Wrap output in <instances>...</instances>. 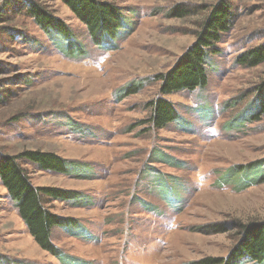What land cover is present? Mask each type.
I'll use <instances>...</instances> for the list:
<instances>
[{
  "label": "rangeland",
  "instance_id": "374dc122",
  "mask_svg": "<svg viewBox=\"0 0 264 264\" xmlns=\"http://www.w3.org/2000/svg\"><path fill=\"white\" fill-rule=\"evenodd\" d=\"M97 1L122 16L104 47L60 0H0L1 155L67 161L63 176L18 160L34 187L74 191L87 202L43 203L82 228L79 236L52 228L63 264L230 258L241 226L264 221V182L255 173L264 161V114L256 116L264 62H237L264 42V0ZM31 5L67 26L82 59L56 50L28 15ZM219 5L231 8L230 28L216 54L205 53L207 86L162 95L156 77L175 69ZM159 98L178 115L155 130L143 123ZM0 264H60L33 240L1 183Z\"/></svg>",
  "mask_w": 264,
  "mask_h": 264
},
{
  "label": "trees",
  "instance_id": "16d2710c",
  "mask_svg": "<svg viewBox=\"0 0 264 264\" xmlns=\"http://www.w3.org/2000/svg\"><path fill=\"white\" fill-rule=\"evenodd\" d=\"M60 1L70 9L75 18L85 25L88 36L95 46L104 47L117 38L122 25V16L117 10H111L108 4L99 3L97 0ZM26 11L60 54L66 57L80 56V59L86 54L80 43L74 41L67 26L52 17L48 11L35 5L29 6ZM231 14V8L219 5L204 22L195 46L179 59L174 66L175 69L156 77L161 80L159 90L162 95L182 91L194 92L197 89L203 90L207 86L204 56L207 51L216 54L215 50L213 51L214 45L220 41V34L227 32L230 28ZM106 39L110 41L107 42ZM55 42L59 44L55 46ZM237 62L248 68L263 63L264 42L240 54ZM257 90L259 92L258 108L257 114H254L258 118L264 114V84L259 85ZM135 92L132 90L128 92V95ZM120 97L124 98L125 94L122 92ZM149 105L151 110H148L147 119L143 125H149L152 129L159 130L167 127L178 115L174 105L166 98L155 99ZM18 160L35 163L44 172L63 176L66 174L64 169L67 161L50 153L24 152L19 157L0 153V183L16 206L19 217L39 247L63 264L64 255L50 240L52 228L64 229L71 236H79L76 231H82V228L78 225L73 226V223L68 224L72 222L71 219L50 213L49 210L44 209L43 203L49 199L71 201L74 205H85L87 202L84 201L83 196L74 191L34 187L18 164ZM258 165L260 167L255 173L262 176L258 181L264 182V161ZM80 200L81 202H78ZM213 231L224 232L220 225L214 226ZM240 231L242 239L230 258H206L196 264H264V221L259 224L241 226Z\"/></svg>",
  "mask_w": 264,
  "mask_h": 264
}]
</instances>
